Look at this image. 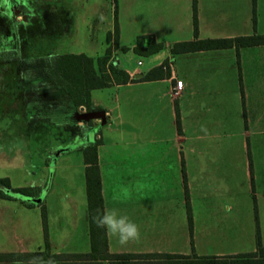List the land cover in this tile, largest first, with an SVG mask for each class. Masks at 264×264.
<instances>
[{"label": "crops", "instance_id": "crops-1", "mask_svg": "<svg viewBox=\"0 0 264 264\" xmlns=\"http://www.w3.org/2000/svg\"><path fill=\"white\" fill-rule=\"evenodd\" d=\"M42 1H49L44 6L51 31L71 25L65 0ZM192 1L129 0L135 6L131 5L128 17L135 19L131 24L138 27V35H147V43L153 40L162 47L143 53L146 64L138 60L132 68H121L110 42L109 61L124 70L129 80L122 82L118 76L107 86L90 91L89 110H104V122L77 119L81 106L88 109L75 106L66 92L55 89L41 74L35 77V84L28 79L35 136L42 150L48 149V163L58 156L54 163V169H58L59 161L66 163L60 158L62 153L80 154L86 198L83 229L74 238L76 248H57V253L90 251L83 147L94 141H98L103 211L116 209L135 222L141 232L139 242L127 245L106 233L109 252H159L193 259L255 251V209L264 246V43L172 52L174 44L180 42L264 34L258 30L256 17L260 0H255V23L252 0H195L196 33ZM28 12L24 16L13 10L12 22L22 23V31L27 33L35 28L42 30L40 11L33 6ZM112 12L114 25V4ZM121 23L119 14L118 40ZM105 31H113V26ZM2 35L0 29V41ZM3 38L9 40L11 34L4 33ZM29 44L35 52V41L28 40ZM135 45L136 41L131 47ZM65 53L74 52L59 54ZM102 54L89 57L96 62ZM29 65L17 59L0 60L1 116L10 110L11 119L17 120L14 115L23 113L25 92L19 81ZM147 72L153 74L148 80H130ZM176 80L182 81V87L174 94ZM99 89L104 90L102 95H94ZM43 189L39 188L40 197L36 198L39 204L43 202ZM6 202L0 197V211L8 207ZM251 219L253 230H233V226L241 227ZM48 240L54 245L50 232ZM247 241L252 248H242ZM18 252L24 251H14Z\"/></svg>", "mask_w": 264, "mask_h": 264}, {"label": "rangeland", "instance_id": "rangeland-1", "mask_svg": "<svg viewBox=\"0 0 264 264\" xmlns=\"http://www.w3.org/2000/svg\"><path fill=\"white\" fill-rule=\"evenodd\" d=\"M48 3L49 1L42 0H0V29L3 35L11 34L9 40H4L3 35L1 37L0 58L11 59L17 56L16 59L22 64H30L22 72L21 76H24L22 81H19L25 92L23 113L14 115L17 120L11 119L10 110L3 112L5 114L3 116L0 113V176H7L11 187H24L29 192L28 196L13 194V198L7 199L8 207L0 211V248L1 252L6 251L3 253L10 254L19 250L35 252L43 249V210L48 235L50 232L54 240V245L50 243L54 252L57 248L62 250L76 248L77 242L74 238L81 235L83 229L86 198L82 189L79 152L62 153L60 158L66 160V163L59 161L60 168L54 169L58 156L54 155L48 163V149L42 150V143L40 144L35 136L37 133L33 122L34 101L30 99L31 91L28 90L29 82L35 84V77L38 75V71L33 67L35 59L49 53L61 52H82L91 57L102 54L106 47L105 28L113 26L114 4L117 9V23L119 14L122 18L119 45L115 47L114 52L115 60L121 68H132L138 60L145 64L147 62L144 54L134 51L131 47L141 37L137 33L138 27L131 24L135 19L129 20L128 17L133 2L65 0V7L72 17V23L58 27L54 32L50 29L45 7ZM33 6L41 13L43 29L35 28L32 33H27L22 31L25 27L22 23L17 25L12 22L13 10L26 16L29 13L28 8ZM256 17L258 30L264 33V0L259 2ZM28 40L35 41V52L29 49L30 44L26 45ZM18 43L21 44L20 47ZM145 64L140 67L144 68ZM28 79L31 81L28 82ZM103 92L104 90L99 89L94 95H102ZM54 113L58 115L56 110ZM57 118L55 117V121L59 120ZM40 187L44 189L43 202L39 204L36 198L40 197ZM23 201L33 204L26 205ZM236 229H242L246 233L250 229L253 230V219L249 223L244 221L241 227L233 226V230ZM242 244V248H252V243L248 241ZM32 259H34L32 264H45L43 260H35V257ZM100 264L109 263L102 261Z\"/></svg>", "mask_w": 264, "mask_h": 264}, {"label": "trees", "instance_id": "trees-1", "mask_svg": "<svg viewBox=\"0 0 264 264\" xmlns=\"http://www.w3.org/2000/svg\"><path fill=\"white\" fill-rule=\"evenodd\" d=\"M252 9V21L255 23V0ZM192 15L194 33L197 31L196 21V1H192ZM147 35H142L137 39L133 50L142 54H150L162 47L161 43L153 40L147 43ZM117 47L118 23L117 11L114 6L113 31L107 32L106 42L109 43L104 53L96 59L84 53H65L41 56L35 59V68L39 74L46 77L55 89L67 93L69 99L75 106L83 105L90 109V91L95 88L107 86L112 79L121 76L122 82L129 80L128 74L120 69L113 61H109L112 46ZM264 43V34H254L228 39H203L197 41H186L174 44L172 52H184L196 49L224 48L235 45L241 46ZM17 56L11 59H16ZM4 59V58H3ZM1 60V58H0ZM108 70V72H107ZM153 76L152 72L131 78L132 81L148 80ZM98 141L86 144L83 147V156L86 164L84 171L85 188L87 196L88 223H89V252H54L48 240L46 226V216L43 210V249L35 252L0 253V264H32L35 260H43L45 264H100L106 261L109 264H264V246L261 243L259 225L255 209V251L239 253L224 257H197L193 259L186 255L171 253H111L107 247L106 231L98 228L93 218L98 214H103V198L101 194V182L99 168L97 165L96 147ZM13 194L28 196L29 192L24 187H11L7 177L0 178V197L11 199ZM186 212L189 229L192 228V215L188 202V193L185 180ZM26 205L32 202L23 201ZM11 262V263H10ZM16 262V263H14Z\"/></svg>", "mask_w": 264, "mask_h": 264}, {"label": "clouds", "instance_id": "clouds-1", "mask_svg": "<svg viewBox=\"0 0 264 264\" xmlns=\"http://www.w3.org/2000/svg\"><path fill=\"white\" fill-rule=\"evenodd\" d=\"M93 221L98 228H103L107 234L117 238L121 245L139 242L141 239L139 226L128 216L121 215L116 209L105 210L103 214L95 216Z\"/></svg>", "mask_w": 264, "mask_h": 264}, {"label": "water", "instance_id": "water-1", "mask_svg": "<svg viewBox=\"0 0 264 264\" xmlns=\"http://www.w3.org/2000/svg\"><path fill=\"white\" fill-rule=\"evenodd\" d=\"M77 119L80 120H91V119H100L102 122L105 121V112L104 110H84V108L80 107V113L77 115Z\"/></svg>", "mask_w": 264, "mask_h": 264}, {"label": "built area", "instance_id": "built-area-1", "mask_svg": "<svg viewBox=\"0 0 264 264\" xmlns=\"http://www.w3.org/2000/svg\"><path fill=\"white\" fill-rule=\"evenodd\" d=\"M181 87H182V81L181 80H176L175 81V85L173 87V93L177 94L179 92V90L181 89Z\"/></svg>", "mask_w": 264, "mask_h": 264}]
</instances>
